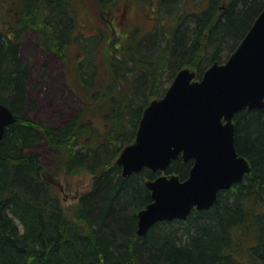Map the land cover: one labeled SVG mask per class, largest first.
Returning <instances> with one entry per match:
<instances>
[{"label": "trees", "instance_id": "1", "mask_svg": "<svg viewBox=\"0 0 264 264\" xmlns=\"http://www.w3.org/2000/svg\"><path fill=\"white\" fill-rule=\"evenodd\" d=\"M87 1L0 0V102L17 118L0 142V264H264V108L235 117L237 151L250 173L186 221L159 222L138 235V213L152 201L147 182L161 173L124 177L117 164L152 100L165 95L181 69L201 79L227 61L264 0H209L202 12L187 11L181 0L167 11V0H134L157 27L146 32L125 22L118 38L108 24L84 34L79 10ZM119 1L90 2L105 10ZM31 29L47 52L66 63L76 59L81 99L101 125L85 111L58 127L28 117L29 72L18 44ZM41 139L61 152L67 173L94 176L73 207L29 152ZM192 164L180 158L168 174L185 180Z\"/></svg>", "mask_w": 264, "mask_h": 264}, {"label": "water", "instance_id": "2", "mask_svg": "<svg viewBox=\"0 0 264 264\" xmlns=\"http://www.w3.org/2000/svg\"><path fill=\"white\" fill-rule=\"evenodd\" d=\"M175 77L144 110L134 143L117 160L124 177L143 169L163 174L147 182L152 201L138 213L142 237L156 223L209 210L222 190L250 173L248 159L237 151L235 117L264 108V9L225 64L216 62L200 80L188 68ZM16 120L0 102V142ZM180 158L193 162L185 180L167 173Z\"/></svg>", "mask_w": 264, "mask_h": 264}, {"label": "rangeland", "instance_id": "3", "mask_svg": "<svg viewBox=\"0 0 264 264\" xmlns=\"http://www.w3.org/2000/svg\"><path fill=\"white\" fill-rule=\"evenodd\" d=\"M88 0L79 10L80 22L84 25L83 32L88 35L96 32L102 25H113L115 38L123 35L126 28L125 22L139 27L146 32L154 29L155 22L143 18L145 9L136 4L134 0H121L119 3L108 5L102 10L93 6ZM180 0H167L164 6L173 8ZM209 0H181L187 11L194 10L202 12L207 9ZM225 3L221 4V10L225 9ZM3 6L0 5V14L3 13ZM151 10H149L150 12ZM153 12L151 11L150 14ZM155 26V27H154ZM129 28L127 27V30ZM131 29V28H130ZM131 31V30H129ZM38 33L31 29L18 44L20 55L24 60L29 77L26 81V95L28 98L26 114L31 120L39 125L58 127L63 125L69 118L76 116L81 111L87 116L93 117L97 125H101L100 115L85 108L81 99V92L77 71L74 70L76 59H69L67 63L56 53L47 52L39 45ZM228 53V52H227ZM228 55V54H227ZM227 55L224 57L227 58ZM226 58H223L224 60ZM44 166V178L48 183L55 186L66 207H73L84 191L92 186L94 176L88 172L70 174L61 162V152L52 150L41 139V142L29 150ZM52 179L55 184L49 181ZM61 187L63 190H61Z\"/></svg>", "mask_w": 264, "mask_h": 264}]
</instances>
